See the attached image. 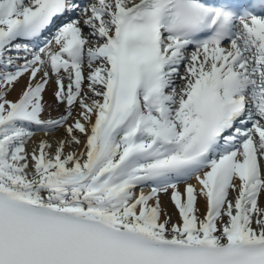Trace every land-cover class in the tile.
Listing matches in <instances>:
<instances>
[{"label": "snow or ice", "instance_id": "6c2138e0", "mask_svg": "<svg viewBox=\"0 0 264 264\" xmlns=\"http://www.w3.org/2000/svg\"><path fill=\"white\" fill-rule=\"evenodd\" d=\"M0 264H264V0H0Z\"/></svg>", "mask_w": 264, "mask_h": 264}, {"label": "bare ground", "instance_id": "6f19581e", "mask_svg": "<svg viewBox=\"0 0 264 264\" xmlns=\"http://www.w3.org/2000/svg\"><path fill=\"white\" fill-rule=\"evenodd\" d=\"M181 71H183V69H181ZM26 79V78H25ZM24 80H21V82H20V84L19 85H17V87L13 90V92L11 93V95L9 96V98L10 99H15L16 98V96L18 95V93L20 92V90H21V87L23 86V84H24ZM52 87L50 86L49 88H48V90H47V92L45 93V99H46V101L49 103V104H53L54 103V101H53V97H52ZM63 112V107L61 106V108L59 109V111H52V116L53 117H56V116H58L60 113H62ZM62 131V130H61ZM57 135H60L59 133L57 134ZM41 137L40 136H37V137H35L34 139H36V140H38V139H40ZM28 147H29V149L32 147V144L31 143H29V145H28ZM190 183H193L194 185H195V179H193V180H191V181H189ZM197 187H198V185H197ZM180 189H181V191L183 190V185H180ZM161 200H162V203H163V206L169 211V213H171L172 214V216H173V220L175 221L176 219H177V216H176V214H175V211H174V208H173V206L171 205V203L169 202V199H168V196H166V195H162L161 196ZM198 207L200 208V212H201V215L204 213V211H205V202L202 200V199H200L199 201H198Z\"/></svg>", "mask_w": 264, "mask_h": 264}]
</instances>
